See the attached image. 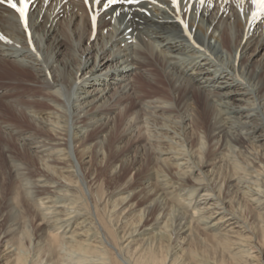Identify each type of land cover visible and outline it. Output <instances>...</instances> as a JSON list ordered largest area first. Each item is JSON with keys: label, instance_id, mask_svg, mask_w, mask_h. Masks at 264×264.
<instances>
[{"label": "bare ground", "instance_id": "1", "mask_svg": "<svg viewBox=\"0 0 264 264\" xmlns=\"http://www.w3.org/2000/svg\"><path fill=\"white\" fill-rule=\"evenodd\" d=\"M112 7L32 0L25 28L0 0V75L38 94L4 106L22 152L0 264H264V17L250 0Z\"/></svg>", "mask_w": 264, "mask_h": 264}, {"label": "rangeland", "instance_id": "2", "mask_svg": "<svg viewBox=\"0 0 264 264\" xmlns=\"http://www.w3.org/2000/svg\"><path fill=\"white\" fill-rule=\"evenodd\" d=\"M140 12L145 11L142 8L139 9ZM113 18L118 19L119 17L116 15V13L113 15ZM202 35V34H201ZM208 41V40H207ZM212 46H215V51L219 49V45L215 42V40H211ZM2 78V79H1ZM4 78V79H3ZM7 78V79H6ZM6 79V80H5ZM10 79L7 75H0V182L9 183L11 181V171L9 169L8 160H9V154L10 152H19L21 151L20 146L18 144L19 142V136H10L8 133H6V125L7 124H13V119L10 117L11 113L9 110L5 109V105L8 103L7 101L11 98H23V99H29L37 97V93H34L32 91L31 83H21L18 82V85L13 80ZM3 82V83H2ZM13 82V83H12ZM18 87V91L16 90L13 96H8V93L10 95L12 86ZM11 90V91H10ZM8 98V99H7ZM9 114V115H7ZM26 120V119H25ZM24 122V121H23ZM256 120L251 121V123H255ZM17 125L22 126L24 129H32L35 126L30 123L28 120H26L24 123H16ZM25 134V133H23ZM247 139L246 135H244ZM257 138H255V143L257 145H261L263 143L264 139V131H259L256 133ZM18 137V138H16ZM263 138V139H262ZM135 143H130L128 148H133ZM133 146V147H132ZM19 149H17V148ZM17 150V151H16ZM9 151V152H8ZM22 152V151H21ZM20 152V153H21ZM113 184L108 181L104 180V182L101 184V189L103 192L108 194L107 192L112 189ZM109 190V191H108ZM0 225L2 228H6L5 221H0Z\"/></svg>", "mask_w": 264, "mask_h": 264}, {"label": "snow or ice", "instance_id": "3", "mask_svg": "<svg viewBox=\"0 0 264 264\" xmlns=\"http://www.w3.org/2000/svg\"><path fill=\"white\" fill-rule=\"evenodd\" d=\"M7 4L14 9L20 16L21 20L24 23L25 28H27V20H28V10L30 3L32 0H6ZM93 3L96 5H102L103 8L107 9L110 8L117 3H120L121 0H92ZM123 3H138L139 0H122ZM85 3L88 4L89 0H85ZM201 3H203V0H201ZM257 3L261 7L262 10H264V0H257ZM181 4V0H172V5L174 8L179 9ZM112 11L115 12V8L112 7ZM116 15H119V13H116ZM93 25H95L96 16H92Z\"/></svg>", "mask_w": 264, "mask_h": 264}]
</instances>
